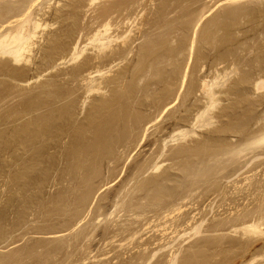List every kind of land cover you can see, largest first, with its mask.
<instances>
[{"label":"rangeland","instance_id":"374dc122","mask_svg":"<svg viewBox=\"0 0 264 264\" xmlns=\"http://www.w3.org/2000/svg\"><path fill=\"white\" fill-rule=\"evenodd\" d=\"M23 20V57L0 52V264H264L242 84L264 0H0L1 37Z\"/></svg>","mask_w":264,"mask_h":264},{"label":"bare ground","instance_id":"6f19581e","mask_svg":"<svg viewBox=\"0 0 264 264\" xmlns=\"http://www.w3.org/2000/svg\"><path fill=\"white\" fill-rule=\"evenodd\" d=\"M5 4H6V8L8 9L7 3H5ZM4 7H5V5H4ZM7 9H3V10H7ZM10 14L11 13L9 12V15ZM21 14L22 15H25L26 12H25V14H24V12H22ZM21 14H20V17H18L17 15L16 16L18 18H21ZM30 15H32V14L27 13L26 14V19H24V20L25 21L26 20L28 21L27 16L30 19ZM31 17L33 18L34 16H31ZM200 19H202V18H200ZM24 20H23V22L19 21V23L21 22V24H19V26L16 25L17 26V29H16V32L15 33L13 32V34H11L12 32H8V31H5V33H4L2 31L3 32L2 33V37L0 36L1 39L3 38L2 40L0 39V52L4 56L6 54V55H9V57L11 56V58L14 57V59H15L14 61H16V62L17 61H20L19 58L23 57V53L25 52V50H28V44H29V41L31 39V36L35 34V32H31V30H29L30 32H26L24 30V26L27 23V21L25 23ZM32 20L37 21L35 19H32ZM29 22H30V20H29ZM29 22H28V24H29ZM34 23L35 24H33V21H32V23L30 22L31 25L33 24L32 26H34L35 29H37V28L40 27V23H38V22L37 23L34 22ZM16 26H14V27H16ZM32 26H31V29L33 28ZM5 27L7 28V26H5ZM1 28H2V26H1ZM6 28L3 27V29L7 30ZM3 29H0V30H3ZM32 31H34V29H32ZM6 33H8V34L10 33V35L4 36V34L6 35ZM0 35H1V32H0ZM98 39L100 40V38H98ZM103 39H105V38H103ZM96 41H98V40H96ZM260 43H261L260 45H262V49L259 46H258V49L263 50V52L259 50L262 53L263 56L260 55V57H259V55H258V57H259V61L257 62L258 65L256 63V61L258 60L257 59L258 57H256L257 54H256V56H255V54L253 55V53L255 52L254 50L257 49V48H255L253 50L254 52L252 54L247 55L248 56L247 58L245 56L246 60H243L242 61V62L245 61V65L248 67V70L245 73L244 81L242 83L244 85V89L248 92V94L251 93L252 95H256V92H260V94L258 95L257 99L256 98H253V97L250 98L249 105H248L249 106V109H248L249 112H248V114L250 116L247 115L248 118L245 119L246 120L245 123H246L248 129L250 130L248 132H251V133H254L255 134L257 131H261L258 136H255L253 138V140L251 142L252 144L250 143V145L247 146V148H245L243 150V151H247L248 150L251 153L252 152H256L258 150H261L260 152L264 151V54H263L264 53V43L263 42H260ZM256 52H257V50H256ZM260 52H257V53L261 54ZM251 55H253L254 59L256 58L257 60H254L253 61V59H252L253 57L251 58ZM237 58H240V56H237ZM237 58H236V60H237ZM241 58H244V57H241ZM241 60H239V62H241ZM236 63H238V62H236ZM237 70H236V72H237ZM233 73H234V71H233ZM236 78H238V77H236ZM233 82H235V81H233ZM239 84H241L240 83V80L239 79H236V82L233 84V87H234V85L239 86ZM209 86L210 85L205 82V85H204L205 92H206L207 96L209 95L210 98H212L211 99L212 100L211 102L213 104V103H215V100H214L215 91H213V88L211 89ZM237 95H235V96H237ZM246 97H248V96H246ZM238 100L240 101L241 99H238ZM236 102H238V101H236ZM242 102H243V100H242ZM56 134H57V137H55L56 135H54L55 139L58 138V133L56 132ZM68 135H69V133H68ZM40 138H42V136ZM52 139H53V137H52ZM59 139H60V137L57 140H59ZM57 140H56V142H58ZM42 143H43V141H42ZM47 148H48V146H47ZM157 168L158 167L156 166V169Z\"/></svg>","mask_w":264,"mask_h":264}]
</instances>
